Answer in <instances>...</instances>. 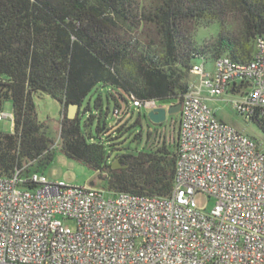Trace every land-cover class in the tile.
<instances>
[{
  "label": "built area",
  "instance_id": "2783aa9c",
  "mask_svg": "<svg viewBox=\"0 0 264 264\" xmlns=\"http://www.w3.org/2000/svg\"><path fill=\"white\" fill-rule=\"evenodd\" d=\"M204 63L192 64L181 96L168 195L51 181L33 160L15 166L0 175V264H264V152L207 103L226 96L264 125V35L247 60ZM130 98L136 109L161 107ZM199 192L213 199L208 211L195 204Z\"/></svg>",
  "mask_w": 264,
  "mask_h": 264
},
{
  "label": "trees",
  "instance_id": "16d2710c",
  "mask_svg": "<svg viewBox=\"0 0 264 264\" xmlns=\"http://www.w3.org/2000/svg\"><path fill=\"white\" fill-rule=\"evenodd\" d=\"M207 15L220 26L209 55L190 38L194 20ZM262 35L264 0H0V106L9 99L13 113L12 132H0V175L31 160L34 171L44 168L59 143L64 155L97 171L103 188L168 195L176 141L120 155V167L112 168L105 146L82 131L80 113L67 118L68 105L80 110L98 83L120 87L129 98L181 102L195 59L247 60ZM38 94L62 106L58 140L37 117ZM250 120L264 134V125Z\"/></svg>",
  "mask_w": 264,
  "mask_h": 264
},
{
  "label": "rangeland",
  "instance_id": "374dc122",
  "mask_svg": "<svg viewBox=\"0 0 264 264\" xmlns=\"http://www.w3.org/2000/svg\"><path fill=\"white\" fill-rule=\"evenodd\" d=\"M210 43H205L204 51L209 55L207 46ZM198 49L202 46L197 47ZM196 62H202V59H195ZM205 62V61H204ZM207 70L212 69V63L205 62ZM190 80H194V76L190 74ZM206 95V91H203ZM100 99V105H96V100ZM228 97H214L207 100L208 105L212 108L217 118L224 121L237 131L253 139L260 150L264 152V134L261 127L250 119H245L242 115L236 112ZM37 117L40 121H44L48 125V135L53 139L58 140L60 120H61V104L47 94H38L34 97ZM174 101L164 99L158 101V104L163 108H168ZM128 94L120 87L110 85L96 84L86 96L80 110L77 108L76 115L80 113V125L85 135L91 136L93 140L101 142L106 149L107 164H112L114 159L123 154H136L145 148L156 146L165 141L166 143H175L178 129L179 113L167 114L166 119L161 124L151 123L147 117L148 110L144 108L136 109L130 107ZM87 106V108H86ZM114 108L119 109V118L113 116ZM2 113L12 114V102L7 99L0 106ZM81 111V112H80ZM98 128H102L98 134ZM0 132H12V119L4 117L0 120ZM89 134H88V133ZM147 132L149 133L147 144ZM59 143L55 145V153L53 159L44 168L37 170L42 172L49 180H63L72 185H90L94 183L97 188H102V183L98 180V173L88 164L67 157L58 149ZM120 167L119 160L114 162ZM35 167H30L34 171ZM194 201L198 208H204L208 211L213 205V199L199 192L194 195ZM64 224L73 228L75 222L71 219H66Z\"/></svg>",
  "mask_w": 264,
  "mask_h": 264
},
{
  "label": "clouds",
  "instance_id": "9594fccd",
  "mask_svg": "<svg viewBox=\"0 0 264 264\" xmlns=\"http://www.w3.org/2000/svg\"><path fill=\"white\" fill-rule=\"evenodd\" d=\"M219 30V21L216 17L211 15L199 17L193 22L190 38L196 47H200L217 39ZM210 94L215 95L214 92Z\"/></svg>",
  "mask_w": 264,
  "mask_h": 264
},
{
  "label": "water",
  "instance_id": "95a60500",
  "mask_svg": "<svg viewBox=\"0 0 264 264\" xmlns=\"http://www.w3.org/2000/svg\"><path fill=\"white\" fill-rule=\"evenodd\" d=\"M180 106H181L180 102H177L170 105L167 109L163 107L154 108L147 113V117L151 123L161 124L162 122L165 121L167 114L179 113ZM77 108H78L77 104H69L66 114L67 118L69 119L74 118L76 116ZM116 161H118V159H114V161L112 162L111 164L112 168H117L118 165L114 163ZM93 184H94L93 182H90L91 186Z\"/></svg>",
  "mask_w": 264,
  "mask_h": 264
}]
</instances>
